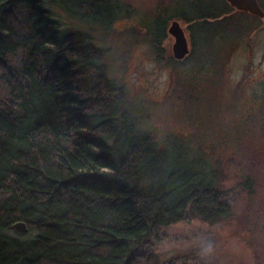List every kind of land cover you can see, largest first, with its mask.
Here are the masks:
<instances>
[{"label":"trees","instance_id":"1","mask_svg":"<svg viewBox=\"0 0 264 264\" xmlns=\"http://www.w3.org/2000/svg\"><path fill=\"white\" fill-rule=\"evenodd\" d=\"M119 5L0 0V264H137L141 247L185 215L212 226L233 217L204 147L220 127L188 116V136L158 142L110 77L94 39L111 31ZM241 17L252 18L226 0H193L143 19L142 38L157 57L171 20L188 36L190 53L167 58L172 71L186 65L169 99L190 113L218 101L202 102L217 83L188 77L187 68L212 39L238 45L249 32L234 35Z\"/></svg>","mask_w":264,"mask_h":264},{"label":"rangeland","instance_id":"2","mask_svg":"<svg viewBox=\"0 0 264 264\" xmlns=\"http://www.w3.org/2000/svg\"><path fill=\"white\" fill-rule=\"evenodd\" d=\"M117 1L121 12L111 31L96 34L94 39L97 46L107 51L110 77L124 86L127 100L136 110L134 115L141 114L142 125L158 142L188 136L189 117L205 122L204 129L215 131L220 127L219 135L216 133L219 137L204 147H208L210 161L221 172L217 187L229 194L233 208L231 220L217 225L187 218L159 230L141 247L137 264H264V18L250 14L252 18H238L243 25L235 26L234 35L249 28L247 34L238 38V45L230 49L232 36L229 41L212 39L187 68L188 77L203 73L201 80L217 83L207 88L202 100H218L211 106L206 104L210 106L209 114L202 113V107L190 113L179 104L181 99H169L175 77L179 76L175 73L182 72L178 84L182 88L186 72V65L172 71L167 63L174 43L168 34L173 21L160 46L161 57L143 40L142 23L157 11L168 16L173 7H184L193 0ZM179 23L188 39L184 25ZM136 30L141 37L133 38ZM232 96L234 104L221 100ZM234 96L239 97L238 104ZM245 181L250 188L244 185Z\"/></svg>","mask_w":264,"mask_h":264},{"label":"water","instance_id":"3","mask_svg":"<svg viewBox=\"0 0 264 264\" xmlns=\"http://www.w3.org/2000/svg\"><path fill=\"white\" fill-rule=\"evenodd\" d=\"M226 1L232 8L236 9L237 11L248 13L260 19L264 18V12L258 0H226ZM168 34L174 38V43L172 45L173 58L178 61L183 60L190 53V47H189L188 39L180 23L177 21L171 22L168 28ZM14 229L22 233H25L27 231V228L23 223L15 224Z\"/></svg>","mask_w":264,"mask_h":264},{"label":"bare ground","instance_id":"4","mask_svg":"<svg viewBox=\"0 0 264 264\" xmlns=\"http://www.w3.org/2000/svg\"><path fill=\"white\" fill-rule=\"evenodd\" d=\"M188 217H186V215L184 216V218H183V220L181 221V222H179V223H182V222H185V220L187 219ZM178 223V224H179ZM163 229V228H162Z\"/></svg>","mask_w":264,"mask_h":264}]
</instances>
